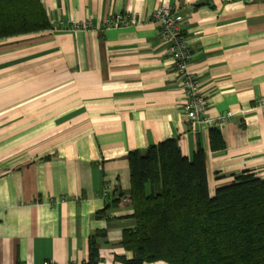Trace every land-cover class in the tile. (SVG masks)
I'll return each mask as SVG.
<instances>
[{
	"label": "crops",
	"instance_id": "1",
	"mask_svg": "<svg viewBox=\"0 0 264 264\" xmlns=\"http://www.w3.org/2000/svg\"><path fill=\"white\" fill-rule=\"evenodd\" d=\"M41 2L51 28L0 37V264H86L94 237L98 264L131 259L133 150L201 147L212 194L243 172L264 178V0ZM164 5L184 15L207 117L233 111L226 123L187 117L153 19ZM122 13L128 25H106Z\"/></svg>",
	"mask_w": 264,
	"mask_h": 264
},
{
	"label": "trees",
	"instance_id": "2",
	"mask_svg": "<svg viewBox=\"0 0 264 264\" xmlns=\"http://www.w3.org/2000/svg\"><path fill=\"white\" fill-rule=\"evenodd\" d=\"M51 26L41 0H0V37ZM210 141L214 149L223 146L218 129ZM128 160L136 226L122 238L133 256L119 261L264 264V178L243 172L212 194L204 149L189 158L176 138L130 151ZM99 261L94 237L86 264Z\"/></svg>",
	"mask_w": 264,
	"mask_h": 264
},
{
	"label": "built area",
	"instance_id": "3",
	"mask_svg": "<svg viewBox=\"0 0 264 264\" xmlns=\"http://www.w3.org/2000/svg\"><path fill=\"white\" fill-rule=\"evenodd\" d=\"M130 17L128 13L116 14L106 20V25L109 27H124L130 22ZM153 19L160 25L161 39L169 42L168 50L173 61V69L180 75L184 90L187 117L191 120L202 119L209 122L212 119L206 115L208 102L202 91L201 78L190 68L192 50L183 27L184 15L174 10L173 7L164 5L154 12ZM259 100L264 103V98ZM233 115V111H227L212 121L217 125L224 124Z\"/></svg>",
	"mask_w": 264,
	"mask_h": 264
}]
</instances>
